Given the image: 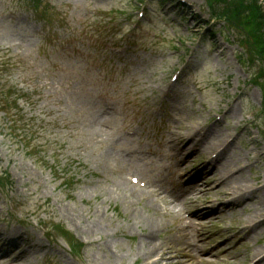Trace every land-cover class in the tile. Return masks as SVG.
<instances>
[{"label":"rangeland","instance_id":"1","mask_svg":"<svg viewBox=\"0 0 264 264\" xmlns=\"http://www.w3.org/2000/svg\"><path fill=\"white\" fill-rule=\"evenodd\" d=\"M216 1L40 0L36 12L31 0H0V176L10 183L0 189V243L9 229L24 233L0 264H150L143 234L153 213L129 207L116 183L127 173L170 187L176 161L162 143L171 132L213 127L202 138L208 145L224 131L233 174L241 170L249 191L263 187L264 89L255 78L263 58L249 27L213 17ZM3 91L17 100L23 123L10 121ZM92 104L107 106L108 116L95 117ZM23 134L31 147L18 143ZM137 147L154 155L134 156ZM200 155L176 166H197ZM225 182L221 188L231 187ZM203 191L176 200L189 193L199 201ZM246 214L264 218V202L205 220L199 234L192 216L178 222L192 243L197 236L225 247L204 255L211 264H249L264 248V225L232 239ZM226 227L236 229L220 231ZM172 234L169 226L155 241ZM30 243L42 245L17 257Z\"/></svg>","mask_w":264,"mask_h":264},{"label":"bare ground","instance_id":"2","mask_svg":"<svg viewBox=\"0 0 264 264\" xmlns=\"http://www.w3.org/2000/svg\"><path fill=\"white\" fill-rule=\"evenodd\" d=\"M88 110L95 117H99V115H102L105 118L110 112L107 106L98 108L95 104L90 105ZM101 122L103 123L104 120H101ZM212 129L214 128L207 127V130H203V132L201 130L196 132L189 131L186 133H180L177 131L171 132L167 135V137L164 138L163 143L164 150L167 151L173 161L184 157L185 155H187V153L193 152V150H199L203 153L204 157L202 158V160H204V163L198 168L197 173L195 175L188 177L186 180V184L191 185L189 187V190H191L192 192L203 191V188L195 185V181L198 177H200V179L198 178V180L203 183L204 187L208 188L204 190H210L211 186L215 184L220 185L219 188H217L216 190L210 191V193L215 194V200L209 201L208 194L204 193V191L199 196V201L189 199V193L185 196L187 200L189 199L188 204H190L191 207L195 208V212L192 213L194 218L193 220H191L190 225L191 227H193L196 233H201V231L204 229V225H202V222L200 220L218 219V217H221L222 214L225 212L232 213L235 210L241 209L244 201L247 200H257L259 202H264V185L261 188L249 191V186L244 183V180H242L241 170H238V172H235L233 174V170L229 168L231 152L230 146L231 144H233V142L229 139L232 136H229V139L223 140L224 138L222 137V135L224 131L218 129L213 132V136L214 138H216L213 144L206 145L203 143V136L207 135L208 133H211ZM188 136H191L193 139H195V141H197V144H195V146H189L192 140L185 143V139ZM178 171L179 174H177V177L175 179L168 180V183L172 186L170 193L173 194V196H178L179 194L178 190H180L181 188L180 187L177 189V187L181 184L179 180L188 176L189 173L184 169H178ZM228 178L231 179V187L227 189L221 188L222 186H224V184L226 183L225 180ZM116 184V187H119L124 190L125 193H128L126 195L124 193V196L125 202H127V205L129 207L135 209L138 205H140V203L147 201V203L145 204L146 208L149 211L157 212L156 202L153 200L152 196L139 191L135 186L132 187L131 185H128L125 182L119 181ZM178 202L180 204V202L182 203V200L179 199ZM205 206H209L210 208L206 209ZM168 210L173 212V210H171L170 208H168ZM170 214L172 215V213ZM162 216V220L159 219L157 220V222L156 220L153 221L151 218L148 219L146 224L147 232L143 234L145 238V240L143 241L145 242L146 249L144 251V257L146 260L150 261V264H180V257L188 255L189 253H195L197 255L196 262H192V264H209V259L203 257L202 255H212L214 249H217L220 253L224 248H207L206 243L202 242L200 244L192 245L191 238L184 233V229L182 228V226H179L177 228L178 236H176L175 238L169 239V241L167 242H156L155 237L158 236L161 231H164L166 228H168V226L171 225L173 227V224L176 220L174 215L170 216L169 214H162ZM205 216H208L209 219L205 218ZM250 217L251 216L247 214L243 216V227L234 234V239H239L244 235L248 238L249 234L247 233L253 231L258 226L264 224V219H262V221H258L259 216H254V219ZM167 221L169 222L167 223ZM16 230L17 229H9L4 235H8V239L12 237H18L24 234L22 232L19 233V230ZM8 241L16 242L17 240ZM29 241H31L30 236ZM199 241L200 239L197 240V242ZM40 245H42V243H30V245H27L26 248L22 245L17 257H19V255H21L22 253L26 252L27 248H39L38 246ZM0 252L2 251L0 250ZM263 252L264 251L260 252V250L253 251V264L264 263V257L256 260V258L262 256L261 254Z\"/></svg>","mask_w":264,"mask_h":264},{"label":"trees","instance_id":"3","mask_svg":"<svg viewBox=\"0 0 264 264\" xmlns=\"http://www.w3.org/2000/svg\"><path fill=\"white\" fill-rule=\"evenodd\" d=\"M210 7L213 10V17L229 23L231 21L232 26H247L245 29L249 27V36L258 45V55L263 58L261 62L264 64V6L261 0H217ZM258 74L255 78L264 89V68L259 70Z\"/></svg>","mask_w":264,"mask_h":264}]
</instances>
